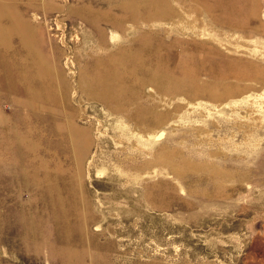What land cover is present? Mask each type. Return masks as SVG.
<instances>
[{
	"label": "rangeland",
	"instance_id": "obj_1",
	"mask_svg": "<svg viewBox=\"0 0 264 264\" xmlns=\"http://www.w3.org/2000/svg\"><path fill=\"white\" fill-rule=\"evenodd\" d=\"M6 1L0 264H264V0Z\"/></svg>",
	"mask_w": 264,
	"mask_h": 264
},
{
	"label": "bare ground",
	"instance_id": "obj_2",
	"mask_svg": "<svg viewBox=\"0 0 264 264\" xmlns=\"http://www.w3.org/2000/svg\"><path fill=\"white\" fill-rule=\"evenodd\" d=\"M142 2L145 4V7L148 8L149 10L153 11V14H155V15H164V14H167V12H168V9H167V7H168L167 5L169 4L168 0H143ZM136 5H137V3H133L130 5V7L135 8ZM84 11H85V14L88 15L89 17H93V16L98 15L97 12H93V10H91L89 8L85 9ZM3 18H5V20L8 22L7 23L8 25H6V23L4 24L5 21L2 20ZM22 26H23L22 22H20L18 20L17 16L12 13L11 9L7 5V1L6 0L5 1L0 0V31H9V30H12V29L17 28V27L21 28ZM3 37H5V36H3ZM0 38H1V36H0ZM36 59L41 64H43L45 66L44 69H48L47 64H45L44 62H41V60L38 57ZM159 79H160V77H159ZM73 141L75 142V144L77 146L83 144L84 147H87V145H89V143H90V137H89V135L85 136V137L81 136V133L78 132L77 129H75Z\"/></svg>",
	"mask_w": 264,
	"mask_h": 264
}]
</instances>
